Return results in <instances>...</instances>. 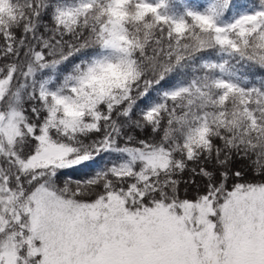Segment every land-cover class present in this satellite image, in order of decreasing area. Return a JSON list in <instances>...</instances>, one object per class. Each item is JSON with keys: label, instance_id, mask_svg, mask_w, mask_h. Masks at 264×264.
<instances>
[{"label": "snow or ice", "instance_id": "1", "mask_svg": "<svg viewBox=\"0 0 264 264\" xmlns=\"http://www.w3.org/2000/svg\"><path fill=\"white\" fill-rule=\"evenodd\" d=\"M0 264H264V0H0Z\"/></svg>", "mask_w": 264, "mask_h": 264}]
</instances>
